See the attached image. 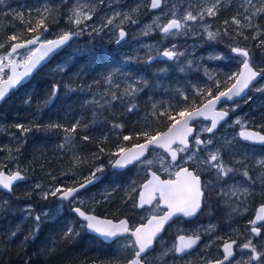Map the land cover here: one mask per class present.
I'll return each instance as SVG.
<instances>
[{"label":"snow or ice","instance_id":"6c2138e0","mask_svg":"<svg viewBox=\"0 0 264 264\" xmlns=\"http://www.w3.org/2000/svg\"><path fill=\"white\" fill-rule=\"evenodd\" d=\"M5 0H0L3 4ZM226 0H203V3H192L191 0L187 4L181 5L182 11L176 5H169L168 0H149L147 7L149 10L161 9V14L157 15L152 24L146 25L141 34L150 35L153 31H158L161 35V42L165 40H174L175 37L191 34L190 30L193 25L200 26L207 34L208 40H216L221 36H230L229 27L236 36H242L245 40V30H253V40H257L256 47L264 48V31L261 30L259 24L255 21L264 18V0H260L259 6L254 0H239L236 14L229 19L223 21V28H217L212 31V26L205 23L206 18L217 17L224 7ZM105 5V0H93L91 4L82 3L80 0L70 9L67 15V21L72 27L69 30L61 31L54 39H41L43 32L48 31V21L56 22L55 9L47 3L38 4L35 9L27 8L25 11H9L6 15H11L14 19H18L25 24L24 31L28 33H40L31 36V38H23L22 33L13 31L7 36L6 41H0V102H2L10 90L20 86L27 78L45 62L52 54L63 48L74 37L82 35L87 30V21H91L96 14L97 6ZM111 7V5H106ZM167 7L168 12L164 13L163 9ZM138 9H133V12ZM33 11L35 17L33 18ZM27 15L28 19L25 20ZM118 21V23H117ZM125 22L135 24L136 20L129 13H121L113 11L112 15L104 19L99 26L92 27V33L99 34L104 29H111L116 33L115 43L120 45L125 41L127 32L122 26ZM84 25V27H82ZM35 46V47H34ZM147 53L144 62L151 64L156 59H165L167 61L179 62L182 57L186 59V64L179 67L180 72L191 71L194 67L191 60H187V52L180 51L176 43H172L169 47L159 49L158 46L146 45ZM230 51L241 59L239 60L240 69L236 72L227 74L223 81L216 79L206 68L204 75L208 80L213 81V85L205 84L203 87H195V93L200 97L199 106L193 100L190 105H184L176 108L175 105H165L163 102L159 104L154 102L151 105V111L143 116L144 130L133 135H124L123 141L130 142L136 140L137 143L131 147L123 144L115 145V150L109 154L115 159L109 163L113 168L124 169L130 165H138L142 167L150 176L146 183L139 186V189L133 183L130 186V193H137L138 200L134 202L133 207L143 208L145 205L152 206L158 210L155 214L147 218L146 223H140L138 226H130L127 219H120L114 222L111 219H101L94 212L86 210L82 205L79 193L87 189L89 185L94 184L101 179L98 173H103L102 165H96L82 178L83 182L75 181L72 185L63 183L49 187L42 193V199L48 200L55 198L60 203L57 204L55 210L43 209L42 212L33 215V208L28 205L25 209V219H31L33 226L28 235L24 237L27 241L29 237L34 238L39 232L42 218L54 219L63 215V205L67 202L70 205V211L78 218L77 221L71 222L63 230V239H71L78 237L81 231L89 232L99 237L102 242H114L116 238L123 237L126 239L125 249H131L127 256L122 257L123 264H149V257L155 251L154 243L157 238L165 231V226L169 222L176 223L174 218H192L202 211L206 199V191L212 188L216 191L217 197L225 204L232 206L235 197L243 204L254 193L250 191L251 185L255 183L249 176L248 165L245 163L249 159L247 155L238 157L233 154V164L242 165L243 171L239 167L225 163L222 157V151H231L236 145L233 140L228 137H221L222 144L216 142L215 133L221 122H227L229 113L235 112L239 107L238 98H244L247 92L254 87V82L258 79H264V67L255 65L252 54L249 49L240 46L230 45ZM153 52L156 54L153 55ZM90 55V53H81ZM136 59H140L136 57ZM208 59H225L223 54L217 53L210 55ZM133 60L132 56L125 58L124 63L127 64ZM57 71H64L63 67H58ZM127 81L123 86L116 79V72H110L103 77L104 83L108 86L104 95L108 97L104 103L122 104L124 111L130 114H136L138 104L136 100L138 96L145 91L148 82L139 75H133L127 70L120 73ZM100 83V81H95ZM222 84L224 85L222 87ZM215 89V91H214ZM69 92L76 89L67 88ZM257 92H264V87H256ZM60 85L54 84L47 97L40 101V104L47 108L54 103ZM183 101H188L189 96L186 92H178ZM252 98L247 96L245 102ZM26 104L31 103V97L26 99ZM92 103V102H87ZM94 103L100 104L99 100ZM229 105L221 107L217 110L219 104ZM39 111V109H38ZM164 117L168 121L167 131H156L153 125ZM199 118L210 120V125H204L199 131L195 130L193 121ZM233 123L240 126L238 137L240 140L249 144L264 145V132L250 129L246 121L236 118ZM89 127L87 122H82L77 118L70 125L60 123H49L41 125L39 123H17L15 128L19 133L18 136L13 134V140L17 142L14 151L19 152L24 143L27 142V134L41 128L59 129L65 135L62 142L58 146L61 151L72 153L73 159L77 165L84 163V160L75 155L78 145L76 144V136L78 129L86 130ZM113 129L122 130L123 125L113 124ZM264 128V125L260 126ZM195 133V134H194ZM203 133L210 134L207 138L201 139ZM191 137V140L189 139ZM84 141L91 139L88 135L81 137ZM107 139V136H105ZM142 141V142H141ZM211 146V147H210ZM162 149L167 157H161L158 161L160 167L153 170L156 163L147 157L150 149ZM7 150L13 152V148L8 146L0 147V151ZM100 152H105L104 147H100ZM204 155L201 156L200 153ZM8 160H16V156L9 155ZM99 159V156H96ZM189 165H193L190 170ZM255 165L264 169V158L255 160ZM7 166L0 162V188L9 192L12 191L14 183L27 179V169H21L17 166L13 170L5 171ZM163 171L168 174L167 179H161L158 172ZM202 173H211L214 176L215 184L205 183L201 179ZM67 175V173H65ZM237 175H242L251 183L248 187H243L233 182ZM41 185L37 183L36 189H41ZM264 190V189H262ZM107 197H105L106 199ZM129 199L132 196L129 195ZM243 198V199H241ZM155 202V203H153ZM5 204L7 201L4 202ZM98 203V201H97ZM162 211H159L161 210ZM233 208V211H237ZM247 211V209H244ZM250 224V234L259 237L261 229L264 228V204H261L256 211L255 218L248 222ZM258 223L260 226L258 227ZM20 227L10 232L8 238L13 239L20 234ZM215 231L214 225H208L203 228V232L212 233ZM178 235L176 243L170 248H165L159 256L155 257V261L161 264H169L167 259L171 254L172 264H177V260H184L190 255L191 250L198 245L201 240V232L193 231L191 235L186 233L183 228H177ZM185 233V234H179ZM217 239H221L217 237ZM210 245H205L209 247ZM237 250L242 254L238 259ZM245 250H247V259L244 258ZM24 264H28L25 260ZM204 264H264V250H258L256 244L249 238L243 244H237L236 240H225L222 244V258L205 259Z\"/></svg>","mask_w":264,"mask_h":264},{"label":"trees","instance_id":"16d2710c","mask_svg":"<svg viewBox=\"0 0 264 264\" xmlns=\"http://www.w3.org/2000/svg\"><path fill=\"white\" fill-rule=\"evenodd\" d=\"M42 2L53 7L56 16V22H46L48 32H43L42 36H45L46 34L53 36L56 27L63 25L69 27L68 24L62 23V20H64L65 17L64 15L67 13L66 5L68 6L67 2L64 0H20L17 3L16 9L8 10L7 13L9 11H25L26 13L27 8L35 9V7ZM254 2L259 6L260 0H254ZM235 14L236 9L229 4L222 8L217 17L209 19L212 22L213 28L216 30L217 28H223V21L229 19ZM34 17L35 11H33V18ZM139 17L140 15L132 14V18L136 21H138ZM27 19L28 17L26 15L25 20ZM255 23L259 24L260 27H264V18L257 19ZM232 27H229V32L231 33L230 36H222V40L227 41V48L229 49L230 45L246 47L250 50L252 55L253 52L254 55H256L254 46L257 45L258 41L251 38L254 31L245 30V35L248 36V39L245 40L242 36H236L235 32L232 31ZM24 29L25 24L21 23L18 19H14L11 15H0V40L3 41L4 39H7V36L12 34L14 30L22 33L23 38H30L33 35L40 34L39 32L35 34L28 33L24 31ZM152 36H157V34L150 35L149 37ZM219 39L220 37L214 41L210 40L207 42L214 46L221 43ZM260 39H262V36ZM67 51L68 48L60 54H65ZM81 53L82 52H77L76 54L78 55L77 58L81 59L82 64L87 65L90 63L94 64L101 62V59L93 56L91 57L90 55H83ZM58 59V55H56L54 60L40 69L29 82L13 91L10 96L0 104V119L5 130L4 132L0 131V147L8 146L13 148L12 153H9L7 150L0 151V162L7 166L5 168L7 171L13 168L15 163L20 168L27 169V175L30 176L36 184L39 183L42 186L41 189H44L49 184H54L55 182H58L57 184L63 183L66 185H72L75 181H82L83 177L75 180L72 178H74L75 174L89 173L94 166L100 163L108 167L109 161L115 158L109 154L115 150V145L123 144L124 146H129L137 143L136 140L130 142L123 141V136L133 135L144 130V122H139L137 115L128 113L129 116L122 121L118 119H121V116L123 118L124 109H119L115 112V114H120V116L110 115L107 111L105 116L103 114L95 113L94 110L88 109L90 103L85 105L83 101L86 98V92L82 90L69 92L67 90L68 87L66 86H62L60 89L62 93L61 96L56 99L51 106L44 108L40 104V101L47 97L55 83L54 75L52 76V73L49 72L48 69L50 66L54 65ZM167 63L169 64L167 69L163 70L162 73H158L156 71L161 67V61L157 62L156 60L155 64L146 67L149 70L141 73L142 77L147 80L149 86H158L157 89L159 92H161L164 87H167V84L172 85L179 82L182 88L174 90V92L177 93V97L173 98V103H171V105H175L178 109L186 104L190 105L192 101L195 100L198 106L200 103V97L196 95L195 87H203L205 84L211 86L213 85V81L204 80V78L201 80L199 77H196L198 76L197 72H195V74H191L192 72L190 71L180 72L179 62L169 61ZM210 64L213 68L210 73H212L216 79L223 81V78L218 77L214 71L218 68L227 70L226 68H223L224 66L227 67V63L220 61L216 62L215 60L214 63ZM231 64L236 67L234 61H232ZM261 67H264V64ZM151 68L155 69L154 77L156 75V80L154 83H152V77L150 74ZM219 71H217V73H219ZM62 72H65V70ZM194 84H196L195 87ZM223 86L224 85L222 84V87ZM152 90L156 91L154 87H152ZM178 92H186L189 96V100L183 101L178 95ZM29 97H31V103L26 104L25 101ZM139 97L141 98L142 95ZM87 102L89 101L87 100ZM99 108L107 109V106L104 105ZM96 109L98 110V108ZM77 118L81 119L82 122H87L89 124V127L86 130L78 129L77 133L74 134L76 136L75 142L78 145L75 155L80 156L84 160V163L77 165L73 159L72 153L64 152L59 149L58 146L65 135V133L59 129L41 128L38 131L34 130L27 134V142L23 144L20 151L18 153L14 151L15 147L18 145L12 137L13 134L16 136L19 135L15 128V124L24 123L27 125L29 123H39L41 125H48L49 123H60L67 126L73 123ZM107 119L111 123H109ZM102 121L103 124L101 123ZM100 124L105 126L101 131L99 130ZM113 124L123 125L122 130L113 129ZM167 125L168 121L164 117H161L153 127L156 131L161 132L167 128ZM261 125H264V114L259 116L251 126L264 132V128L260 127ZM83 135H88L91 139L89 141H84L81 138ZM105 136H107V139H105ZM100 147H104L105 152L101 153ZM9 155H14L17 159L8 160L7 157ZM96 156H99V159H96ZM65 173H67V175H65ZM116 174V181L119 185H124L126 188L127 186L130 187L132 183H135L137 186L138 182L142 179L141 174H133V168L127 169L123 172H117ZM55 179L56 181H54ZM65 179L69 180L62 182ZM132 180H135V182H132ZM41 189L31 188L28 181H26L19 184L11 194H7V241L0 232V256L2 255L0 257V264H4L5 261H7V264H10L9 259L12 258H18V262H24L28 258V264H112V260L105 259L104 261H101L102 259H94V250L92 249L98 248V245L96 246L94 241L88 239L89 236L86 232L81 231V234L78 237L71 239L62 238L65 227L71 222L77 221L76 216L71 213L67 207H64L63 215L51 219L50 221L42 220L39 232L35 234L34 238L29 237L27 241H23L24 237L28 235L31 230L33 223L22 224L19 226L21 229L20 234L13 239L8 238L10 232L17 228L15 225V221L17 220L15 219H19L21 215L17 209V203H28L33 207V212L48 205L52 206L56 203L55 198L42 200L38 194ZM129 195L132 196V199L128 198ZM116 198L120 199V203L107 204L106 202H102L96 205L87 203L82 206L88 211L103 216L112 218L127 216V214L130 213L129 210L131 204H133L135 199L134 193H127V196H124L118 192ZM127 211L129 212L126 213ZM2 213L3 211L0 212V214ZM1 217L3 218L2 215ZM28 226V231H25L24 227ZM51 238L53 240H51ZM3 252L5 255H3Z\"/></svg>","mask_w":264,"mask_h":264},{"label":"rangeland","instance_id":"374dc122","mask_svg":"<svg viewBox=\"0 0 264 264\" xmlns=\"http://www.w3.org/2000/svg\"><path fill=\"white\" fill-rule=\"evenodd\" d=\"M16 0H7V2H4L0 5H7V9H9L10 5H12ZM237 4H239V0H237ZM78 2V0H70L68 1V6H66L67 13L64 15V20H62V23L68 24L67 21V15L70 12V9ZM82 3H89L91 4L93 0H80ZM149 0H105V5H98L96 14L93 16V19L91 21H87V30L80 35L73 43L70 49L63 54L54 65L50 66L48 71L52 73V76L55 78V83L62 86H69V87H79L80 90L87 93L86 98L90 103V106L88 107L89 110H94L95 113L103 114L105 116L106 111L110 113V115H118L115 114L117 110H123L124 107L122 104L118 103H104L105 100L108 99L104 95L105 89L108 87L103 80V77L110 73V72H116V79L121 83L123 86L127 83L124 76L120 75L121 72L127 70L133 75H139L142 77V72L149 70L146 67L149 65L152 66V64L144 62V58L146 57L147 48L146 45H153L158 46L159 49H163L165 47H169L172 43H176L180 51H186L187 52V60H191L193 62V69L190 71L191 74H195V72L198 73V76L201 80L205 77L204 75V69L206 68L209 72L213 69L212 65L210 63H214V59H208L210 55L219 53V49L213 47L212 45L208 44L207 41H210L207 39V34L203 31V29L198 25H193L192 29L190 30L191 34L188 36L180 35L175 37L174 40H165L162 43L161 42V35L158 31H153L152 34H157V36L149 37L150 35L144 36L141 34V30L149 24H152L153 20L156 18L157 15L161 14V9L159 11H150L147 7ZM169 5H176L179 10L182 11L181 5L187 4L189 0H168ZM192 3H203V0H191ZM232 0H226V3L224 6H227L231 4ZM111 5V7H108L106 5ZM68 8V9H67ZM99 8V9H98ZM133 9H138L137 11L133 12ZM113 11H118L121 13H129V14H137L140 15L137 23L132 24L125 22L122 26L124 27L125 31L127 32V36L125 38V41L122 42L120 45H117L115 43L116 39V33L111 29H104V31L100 32L99 34L92 33L91 35L89 32H91L92 27L99 26L101 22L106 19L107 17L111 16ZM143 11V12H142ZM164 13L168 12V8L165 7L163 9ZM142 13V14H141ZM118 23V21H117ZM205 23L212 26L211 30L216 31L215 28H213L212 22L209 18H206ZM84 27V25H82ZM68 30L67 26H59L56 27L54 30V33H60L61 31ZM261 30L264 31V27H261ZM87 37H93V43L90 44L89 40L87 38H81L82 36ZM133 35V37L131 36ZM148 37V38H147ZM146 38V39H145ZM220 39H223L220 37ZM219 39V40H220ZM262 39H264V36H262ZM224 40H221V43L225 45L227 41L224 43ZM94 45L97 46V49H104V52H100L103 54V58L105 60V63H94V64H82L81 59L77 58V52H89L94 49ZM35 47V46H34ZM256 55H254L253 61L255 65L262 66L264 64V48H258L256 46ZM75 51V52H73ZM97 51V50H93ZM259 55H258V54ZM98 52L93 53L94 55H97ZM156 53L153 52V55ZM100 56V54H98ZM132 56L133 60L127 64L124 63V60L126 57ZM136 57H139L140 59H136ZM228 57L225 56V59L223 61H228ZM232 60V59H231ZM240 59L236 58L232 61L235 63L239 61ZM231 61V62H232ZM154 63V62H153ZM186 64V59L182 57L179 61V67ZM167 61L162 60L161 67L158 68L159 70L156 71L158 73H162L163 70L167 69L168 67ZM58 67H63L65 72L57 71ZM220 70V71H219ZM219 71V73H217ZM155 69H150V74L152 77V83L156 80V75L154 77ZM218 75V77L225 79L226 75L230 72L223 69H217L214 71ZM194 77V76H193ZM195 77V78H196ZM205 80H208L205 79ZM95 81H100V83H95ZM181 84L179 82L174 83L172 85L167 84V87H164V89L159 92L157 89L158 86L152 85L156 91L152 90L151 86H148L145 88V91L141 93L142 97L140 98L138 96L136 103L139 104L138 112L135 114L137 115V118L139 119V122L143 121V116L151 111V105L152 103H160L163 102V104L168 105L173 103V98H176L177 93L174 92V90H179L181 88ZM196 86V84H194ZM256 87H264V79L259 81L257 84L254 85L250 89V92L248 96H250L252 99L248 102H245L247 99L244 98L241 101H238L239 107L236 109L234 115L232 118L225 123L219 131L215 133L216 136V142L218 144H222L223 141L221 140V137H228L229 139L233 140V143L236 145L235 148H233L231 151L227 150V146H225V150L222 151V157L225 161V163H229L232 166L239 167L241 171H243L242 165H234L233 164V154L235 153L238 157H243L244 155H247L249 157L248 160L245 161V163L248 165V171L249 176L252 177V179L255 181L254 184L251 185L250 191H252L254 194L249 196L246 200H243V204L240 203L239 200H237L235 197L232 198L233 203L232 206L225 205L223 201H221L217 195L216 191L212 188H209L208 191L213 196H216L210 204L213 208V212L210 213V210L204 213L202 216L203 220L198 221L195 224L191 225L192 230L194 231H200L204 233V240L200 244V246L190 255H187L184 260H177V264H185L189 263L194 259H204L206 256L212 255L218 250L219 244L221 240H229V239H236L238 241V244H243L246 242L247 239L251 238L253 243L257 245L258 250H264V233L262 234L261 238L262 240H254L252 234H248L246 227V220L248 218V211L249 208L252 206V202H254L255 206L259 200L264 199V169H260L255 165V160L259 158H264V148L261 147H254L247 144L242 143L238 137H237V131L240 129V126L235 125L233 121L236 118H240L242 121H246L248 127L251 125V122L253 123L259 116L264 114V92H257L255 90ZM76 89V88H75ZM62 94V93H61ZM59 94V95H61ZM86 98L83 100L85 105H87ZM95 100H99L100 104L97 105L94 103ZM107 106V109H101L99 107L101 106ZM224 106V107H228ZM98 108V110L96 109ZM242 110H246V113H242ZM123 118L121 116L122 120L129 116V114L125 111H123ZM120 116V114L118 115ZM129 118V117H128ZM107 121L111 123L108 119ZM112 121V120H111ZM103 124V121L101 122ZM100 124L99 130L101 131L105 126ZM204 125H209L208 123L202 121L198 124V130L199 131ZM0 131L4 132L3 124L1 123L0 119ZM210 135V134H209ZM207 133H203L201 135V139H205L209 136ZM211 147V146H210ZM201 156L204 155L203 152L200 153ZM149 159L154 160L156 163L153 166V169L156 170L160 167L158 161L161 157H167V155L162 152L161 150H153L149 153L147 156ZM102 165L104 168V165ZM17 167V164L15 163L14 167L10 170H13ZM189 168L192 169L193 165H189ZM22 169V168H21ZM9 171V170H8ZM163 176H167L168 174L160 171L158 172ZM83 173L75 174L73 180L78 179V177L82 176ZM133 174L139 175L141 174L142 179L146 177V171L138 166L135 165L133 168ZM205 178V183H211L215 184L214 176L211 173H202ZM116 174L111 173L108 175L107 181H105L102 185H98V187L84 191L81 193L80 199L84 202L83 205H86L87 203L91 205H96L98 203L106 202L107 204L110 203H120V199H116L115 197L110 198V194L117 191L120 192L122 195L127 196V193H130V187L127 186V188L124 185H118L116 183ZM69 180V179H68ZM67 179L63 180L62 182L68 181ZM27 181L31 188H35L36 182L30 178V176L27 175ZM56 181V179L54 180ZM140 182H138V187L140 185ZM132 182H135V180H132ZM235 183H238L239 185H242L243 187H248L251 183L246 178H244L242 175H237L235 177V180L233 181ZM55 182L54 185H57ZM131 183V182H130ZM129 183V184H130ZM133 184V183H132ZM131 184V185H132ZM136 185V184H135ZM47 188V189H48ZM43 191L41 190L38 193L42 195ZM137 195L134 193V196ZM105 197H107L105 199ZM110 199V200H109ZM243 199V198H241ZM98 201V203H97ZM60 203L57 201L53 206H48L46 208L39 209L38 212H42L43 209H52L55 210L57 208V204ZM17 209L19 213L21 214L19 219H15V225L20 226L18 222L23 223L29 222L30 219H25L26 217V207L29 204H19L17 203ZM33 208V207H32ZM233 208H237V211H233ZM247 209L245 211L244 209ZM156 209L153 207L141 210L136 213V216L138 218H147L150 214L156 213ZM160 211V210H159ZM37 212V211H36ZM130 215L132 213H129ZM128 215V214H127ZM42 220H49L47 218H42ZM176 223L172 224L171 229H169L168 234L169 237H167V240L165 243L161 244L160 248H157L154 252L151 253V256L149 257V260L154 263L155 257L159 256L161 251H163L165 248H170L175 244V237L178 235L177 228H183L184 230H188L190 227H187L183 225L182 221L176 220ZM29 224V223H28ZM208 225H214L215 231L212 233H205L203 232V228L207 227ZM28 227H24L25 231H28ZM190 230V229H189ZM2 234V233H1ZM180 234V233H179ZM3 235V234H2ZM7 236L3 235V237ZM217 237H220L221 239H217ZM232 237V238H230ZM25 241V240H23ZM27 243V242H26ZM205 245H210L209 247H205ZM1 252V248H0ZM4 253V252H3ZM52 253V252H51ZM247 250H245L244 258L247 259ZM5 255V253L3 254ZM242 254L239 252L237 258H239ZM2 256V255H1ZM0 256V257H1ZM169 260V264H172L171 254L167 258ZM18 258H12L9 259L10 264H24V262H18ZM28 261V258L26 259ZM8 261V262H9ZM7 264V261L4 262V264ZM29 263V261H28ZM156 264H161V262L157 261Z\"/></svg>","mask_w":264,"mask_h":264},{"label":"flooded vegetation","instance_id":"af4514ba","mask_svg":"<svg viewBox=\"0 0 264 264\" xmlns=\"http://www.w3.org/2000/svg\"><path fill=\"white\" fill-rule=\"evenodd\" d=\"M5 2H7V0H5ZM236 2H238V1L237 0H232V2L230 4L234 9H236L238 7V4ZM5 8H6V11H7V5L6 4H5ZM89 43L90 44H94L93 42H89ZM71 46H72V44H71ZM94 46H95L94 48H97L96 45H94ZM214 47L215 48H218L219 49V53L220 54H223L224 57L227 56L229 58L228 61H223V59H220V60H217V61L227 62V63L231 64V61L232 60H231V57L229 56V51H227V45L226 44L225 45H222L221 43H218ZM233 70H234L233 67H230L228 69V71H233ZM203 176L204 175L201 174L202 181L205 182L206 180H205V178ZM163 177L164 178H168L167 176H163ZM102 181L103 182L107 181V178L106 177L103 178ZM140 185H141V183H140ZM116 195L117 194L114 195L115 198H116ZM205 195H206V199H205L204 205L202 207V211L200 213H198L197 216H195L193 218L178 217V218L175 219V220L182 221L183 225H185L187 227V229H188V227H190L189 228L190 230L188 229L186 231V233L188 235H191L193 233V231H194V230H192L193 228H192L191 225L195 224L199 220L202 221L203 220L202 216L204 215V213H206L209 210H210V213L213 212V208H212L210 202L214 198L217 199V197L216 196H213L210 193V191H206V194ZM0 197H1V193H0ZM5 198H7V196H5ZM116 199H118V198H116ZM153 203H155V202H153ZM151 207L152 206H150L149 208H151ZM255 207H256V205L254 206L253 209H251L250 211H248L249 213H248V218L246 220V227H245V229L247 230V233L248 234H250L249 229L251 227L248 222L250 220H252V218H253V214H254ZM5 208H7V206H5ZM141 210H145V209H141ZM141 210H137V212H139ZM160 211H162V209ZM128 212L129 211H127L126 213H128ZM130 213H132V212H130ZM136 213H132L131 215L128 213L127 216H122V218L127 219L129 221V223H130L131 226H138L140 223H143L148 217H150L151 215L155 214V213L150 214L147 218H145V219L142 218L141 219V218H138L136 216ZM1 215L3 216V218L0 216V232L3 235H6V231H7V210H5ZM114 219H116V218H114ZM172 224H173V222H171L169 225L165 226V231H163L161 233V235L157 238V242L154 243V246H153L155 250L157 248H160L161 247V244L162 243H165V241L167 240V237H169L168 231H169V229H171ZM261 233L262 234L264 233V228L261 229ZM180 234H185V233H180ZM87 235L89 236V238H88L89 240L94 241V244L96 246L98 245V248H96V249L93 248L92 249V250H94V253H93L94 256L93 255H90V256H93L95 260L96 259H102L101 261H104L105 259H108V260H112L113 261L112 264H123L122 257L127 256L128 253L131 252V249H125L123 247V245L126 244V239L123 238V237L116 238V240L114 242L104 243V242L101 241V239L99 237H97L95 235H91V234H87ZM176 237H175V240H176ZM253 238H254V240H262L261 237H255V236H253ZM201 239H202V242H203V240H204V233H202V232H201ZM5 240L7 241V236H5ZM51 240H53V239L51 238ZM229 240H231V239H229ZM223 241L224 240H221L220 241V244H223ZM220 244H219L218 250H216V252L214 254L209 255V256H206V258H204V259H194L191 262L185 263V264H204V260L205 259L222 258V251H221ZM194 251H192L190 254H192ZM238 254H239V251L237 250V256H238ZM156 262L157 261H154V263H153L152 261L149 260V264H156Z\"/></svg>","mask_w":264,"mask_h":264},{"label":"water","instance_id":"95a60500","mask_svg":"<svg viewBox=\"0 0 264 264\" xmlns=\"http://www.w3.org/2000/svg\"><path fill=\"white\" fill-rule=\"evenodd\" d=\"M157 10H159V9H157ZM152 11H156V10H152ZM54 38H56V37H54ZM54 38H50V39H54ZM69 44V43H68ZM67 44V45H68ZM67 45H65L63 48H65ZM63 48H61V49H59L56 53H58L59 51H61ZM56 53H54V54H56ZM54 54H52L45 62H42V64L40 65V66H38V68L36 69V70H34L33 71V73L30 75V77L29 78H27L26 79V81L25 82H23L20 86H18V87H16L15 89H12V90H10L9 91V93L6 95V97H5V99L9 96V94H10V92L11 91H13V90H16V89H18L19 87H21L22 85H24L25 83H27L29 80H30V78L42 67V66H44L45 64H47L51 59H52V57H53V55ZM234 54V53H233ZM240 69V68H239ZM258 80H260V79H258ZM257 80V81H258ZM256 81V82H257ZM255 83V82H254ZM4 99V100H5ZM238 99H241V98H238ZM3 100V101H4ZM1 103V102H0ZM220 105V104H219ZM219 105H217V110H219ZM200 120H204L203 118H199L197 121H193L192 123H193V126L195 127V130H196V123H198V121H200ZM205 121H210V120H205ZM210 123H211V121H210ZM223 122H221V124H222ZM219 128V127H218ZM250 128V127H249ZM250 129H253V130H257V129H254V128H250ZM164 131H167V128L166 129H164L162 132H164ZM240 131V129L238 130V132ZM257 131H260V130H257ZM238 132H237V134H238ZM195 134V133H194ZM190 140H191V137L189 138ZM242 141V140H241ZM242 142H244V141H242ZM244 143H247V142H244ZM249 144V143H248ZM252 145H260V144H252ZM260 146H262V145H260ZM128 147H131V145L130 146H128ZM155 149H159V148H155ZM151 150V149H150ZM149 150V151H150ZM162 150V149H161ZM163 151V150H162ZM147 155V154H146ZM131 166V165H130ZM129 167V166H128ZM111 169H116V168H113L112 166H111ZM125 169V168H124ZM117 170H123V169H117ZM191 170V169H190ZM159 175V174H158ZM99 176H102V175H99ZM148 179H151V176L148 174V178L142 183V184H144V183H146L147 182V180ZM161 179H163L162 177H161ZM167 179V178H166ZM18 182H21V181H18ZM18 182H16V183H14V185H13V187L18 183ZM1 190H4V191H7V190H5V189H3V188H0ZM7 192H9V191H7ZM137 200H138V196H137ZM66 203V202H65ZM261 204H264V202L263 203H261ZM260 204V205H261ZM260 205H258L257 206V208H256V210H255V213H254V216H253V219L255 218V214H256V211H257V209L259 208V206ZM146 207H150L149 205H145L143 208H146ZM138 208V207H137ZM139 209H142V208H139ZM95 215H97V214H95ZM97 216H99V215H97ZM101 219H104V218H107V219H111V220H113L112 218H108V217H103V216H99ZM193 218V217H192ZM122 219H125V218H122ZM175 219V218H174ZM114 222H118L119 220H113ZM147 222V220L145 221V223ZM170 223V222H169ZM258 225H259V223H258ZM89 233V232H88ZM92 234V233H91ZM161 235V234H160ZM224 243V242H223ZM199 244V243H198ZM196 247V246H195ZM194 247V248H195ZM193 248V249H194ZM192 249V250H193ZM221 251H222V247H221Z\"/></svg>","mask_w":264,"mask_h":264},{"label":"bare ground","instance_id":"6f19581e","mask_svg":"<svg viewBox=\"0 0 264 264\" xmlns=\"http://www.w3.org/2000/svg\"><path fill=\"white\" fill-rule=\"evenodd\" d=\"M68 4V3H67ZM67 6V5H66ZM69 7V6H68ZM68 9V8H67ZM99 9V8H98ZM1 15V14H0ZM3 15V14H2ZM18 28V27H17ZM222 37V36H221ZM222 39H220V41H221ZM226 40V39H225ZM226 42V41H225ZM224 42V43H225ZM223 44V43H222ZM228 49V48H227ZM204 80H205V77H204ZM182 88V87H181ZM193 91V90H192ZM191 94V93H190ZM231 240H236V239H231ZM230 241V240H229ZM237 241V240H236ZM237 243H238V241H237Z\"/></svg>","mask_w":264,"mask_h":264}]
</instances>
